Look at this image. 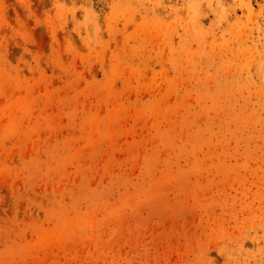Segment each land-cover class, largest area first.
<instances>
[{"label":"rangeland","instance_id":"1","mask_svg":"<svg viewBox=\"0 0 264 264\" xmlns=\"http://www.w3.org/2000/svg\"><path fill=\"white\" fill-rule=\"evenodd\" d=\"M0 264H264V0H0Z\"/></svg>","mask_w":264,"mask_h":264}]
</instances>
